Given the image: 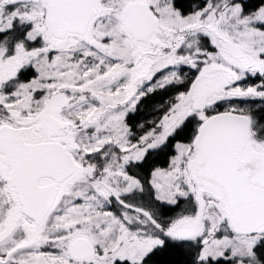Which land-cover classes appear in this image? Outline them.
Returning <instances> with one entry per match:
<instances>
[{
  "label": "snow or ice",
  "instance_id": "obj_1",
  "mask_svg": "<svg viewBox=\"0 0 264 264\" xmlns=\"http://www.w3.org/2000/svg\"><path fill=\"white\" fill-rule=\"evenodd\" d=\"M0 264H264V0H0Z\"/></svg>",
  "mask_w": 264,
  "mask_h": 264
},
{
  "label": "trees",
  "instance_id": "obj_2",
  "mask_svg": "<svg viewBox=\"0 0 264 264\" xmlns=\"http://www.w3.org/2000/svg\"><path fill=\"white\" fill-rule=\"evenodd\" d=\"M198 2V0H186V3H195ZM260 0H249V8H253L258 6ZM150 119L151 117H147ZM170 155V154H169ZM168 166V156L167 155H159L155 157L151 162L149 167H161L165 168Z\"/></svg>",
  "mask_w": 264,
  "mask_h": 264
},
{
  "label": "rangeland",
  "instance_id": "obj_3",
  "mask_svg": "<svg viewBox=\"0 0 264 264\" xmlns=\"http://www.w3.org/2000/svg\"><path fill=\"white\" fill-rule=\"evenodd\" d=\"M166 168V167H165Z\"/></svg>",
  "mask_w": 264,
  "mask_h": 264
}]
</instances>
